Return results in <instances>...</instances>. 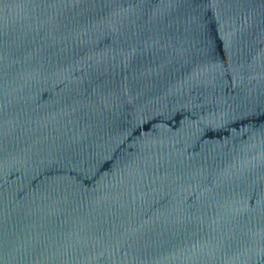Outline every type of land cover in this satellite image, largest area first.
Here are the masks:
<instances>
[{"label":"water","instance_id":"water-1","mask_svg":"<svg viewBox=\"0 0 264 264\" xmlns=\"http://www.w3.org/2000/svg\"><path fill=\"white\" fill-rule=\"evenodd\" d=\"M0 264H264V0H0Z\"/></svg>","mask_w":264,"mask_h":264}]
</instances>
